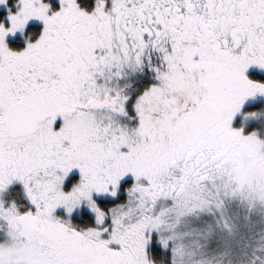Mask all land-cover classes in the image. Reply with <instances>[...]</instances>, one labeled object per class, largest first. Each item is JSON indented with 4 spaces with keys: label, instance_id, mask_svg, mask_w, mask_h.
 <instances>
[{
    "label": "snow or ice",
    "instance_id": "obj_1",
    "mask_svg": "<svg viewBox=\"0 0 264 264\" xmlns=\"http://www.w3.org/2000/svg\"><path fill=\"white\" fill-rule=\"evenodd\" d=\"M0 4V264H264V0Z\"/></svg>",
    "mask_w": 264,
    "mask_h": 264
},
{
    "label": "rangeland",
    "instance_id": "obj_2",
    "mask_svg": "<svg viewBox=\"0 0 264 264\" xmlns=\"http://www.w3.org/2000/svg\"><path fill=\"white\" fill-rule=\"evenodd\" d=\"M0 9L5 10L4 14L7 12V8L5 5L0 4ZM250 109H259L262 111L260 115H258L256 118L249 121L248 127L251 129L252 127H258L261 129L262 132H264V104H259L257 106H251Z\"/></svg>",
    "mask_w": 264,
    "mask_h": 264
},
{
    "label": "flooded vegetation",
    "instance_id": "obj_3",
    "mask_svg": "<svg viewBox=\"0 0 264 264\" xmlns=\"http://www.w3.org/2000/svg\"><path fill=\"white\" fill-rule=\"evenodd\" d=\"M256 72V71H254ZM257 76H264V74L262 73H259V72H256ZM259 104H264V97H258L256 100H253L249 103L248 107H251V106H257Z\"/></svg>",
    "mask_w": 264,
    "mask_h": 264
},
{
    "label": "trees",
    "instance_id": "obj_4",
    "mask_svg": "<svg viewBox=\"0 0 264 264\" xmlns=\"http://www.w3.org/2000/svg\"><path fill=\"white\" fill-rule=\"evenodd\" d=\"M9 3H13V0H9ZM5 10L0 9V17L4 16ZM254 75H257L256 72L253 73Z\"/></svg>",
    "mask_w": 264,
    "mask_h": 264
}]
</instances>
